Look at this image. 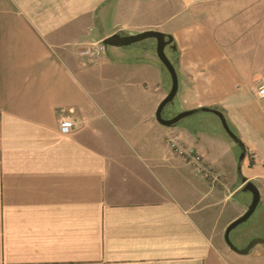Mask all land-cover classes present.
Here are the masks:
<instances>
[{
    "label": "crops",
    "instance_id": "1",
    "mask_svg": "<svg viewBox=\"0 0 264 264\" xmlns=\"http://www.w3.org/2000/svg\"><path fill=\"white\" fill-rule=\"evenodd\" d=\"M145 31L171 38L165 120L217 109L242 160L226 143L217 158L196 122L155 119L171 79L153 38L78 55ZM263 83L264 0H0V264H247L212 239L251 202L242 177L258 189L250 227L264 236ZM215 119H204L219 123L213 139ZM174 136L200 164L170 149Z\"/></svg>",
    "mask_w": 264,
    "mask_h": 264
},
{
    "label": "water",
    "instance_id": "2",
    "mask_svg": "<svg viewBox=\"0 0 264 264\" xmlns=\"http://www.w3.org/2000/svg\"><path fill=\"white\" fill-rule=\"evenodd\" d=\"M153 38L156 40V55L157 58L159 59V61L164 65V67L166 68V72L169 73L170 75V79H171V88L169 93L166 95V97H164V99L160 102L157 110L155 111V119L159 122L160 125L166 126V127H170L176 123H178L180 120L192 116L198 112H203L204 113H211L213 115L216 116V118L219 119V122L221 124L222 129L224 130V132L226 133V135L229 137V139L232 140V142L236 145L239 146V148L241 149V154L239 157V160H242L244 158L245 155V150L243 148V144L240 142V140L233 135L232 131L230 130V128L228 127L227 123L225 122L226 120L224 119L223 115L221 112L217 111V109H210V108H200V109H195V110H188V111H184L181 112L179 114H177L176 116H174L171 119L165 120L161 117V111H163V109L168 106L169 104L172 103L173 98L176 95L177 92V77H176V73L174 72V68L171 65L170 61L167 59L166 55H165V47L167 45H170L171 43V38L170 37H166L164 34L160 33V32H156V31H145L142 33H137V34H129L126 36H121L118 33L116 34H112L111 36L105 38L102 43L103 45L106 47H113V48H120V47H125L128 45H132L135 44L137 42H141L143 40L146 39H150ZM239 176L241 175V171H240V166H238L237 168ZM241 182L243 183V186L241 188V191L243 193H250L251 194V202L250 204L247 206V209L245 212H243V214L238 217L237 219H235L234 221H232L228 226H226V229L224 231V235H223V239L225 244L227 245V247L229 248V250H231L233 253H236L238 255H247L248 251H250L252 248H254L256 245H264V239L262 238H253L244 248L242 249H238L236 248L229 240V234L230 232L236 228L238 225H241L242 223L246 222L253 214V212L255 211L258 203H259V192L258 189L256 188V186L254 184H252L251 182H246V178L242 177L241 178Z\"/></svg>",
    "mask_w": 264,
    "mask_h": 264
},
{
    "label": "rangeland",
    "instance_id": "3",
    "mask_svg": "<svg viewBox=\"0 0 264 264\" xmlns=\"http://www.w3.org/2000/svg\"><path fill=\"white\" fill-rule=\"evenodd\" d=\"M151 39H146L145 41H148ZM155 40V39H154ZM156 41V40H155ZM151 42H153L151 40ZM166 54H169V51L166 49L165 50ZM166 72V71H165ZM173 104V102H172ZM169 104L168 106H166L163 111H161V117L163 119H167L168 117L171 116V114H176V108L174 105ZM179 114V113H177ZM174 117V116H173ZM215 115L211 114V113H197L194 114L192 116L186 117L184 119H182L179 123L180 125L182 124H186V123H192V122H196L198 123V125L200 126V128L206 132L204 137H201V140H204V142L206 140H210V143L212 144L211 146V150L213 152V154H215V156L217 158L220 159H226L228 157L227 154L233 153L236 155L237 159H239L240 154H241V149L239 148L238 145H234V147H232L233 149H230L229 144H231V139H229V137L226 135V133L224 132V130L221 127V135H223V137L221 136V138L217 137L215 139L213 138H209V134H213L215 132H217V134L219 133V123L217 122L216 124L214 123H210L207 120L204 119H211L212 121L216 122L215 119ZM204 120V121H203ZM221 125V124H220ZM209 133V134H207ZM216 135V134H214ZM202 143V142H201ZM226 143L227 145V150L229 151H224V148L222 147V144ZM203 144V143H202ZM171 149V148H170ZM184 163L187 164H192L189 160H186L184 158ZM229 207H226L225 213L227 212ZM242 206L238 207V211L236 212L237 215L240 214V212H242ZM235 210V203H232V212L233 214ZM253 217H250L246 222L242 223L241 225H238L236 228H234L230 234H229V240L230 242L238 249H241L243 247H245L251 240L252 238L258 237V238H262L264 239V236H260L258 234H254L255 232L253 231V229L250 227L252 221H253ZM223 233H224V228L218 227V229L215 230L214 232V236H213V241L215 244L220 245L221 247L225 248L224 245V241L223 239ZM226 246V245H225ZM228 248V247H227ZM258 250L264 249V245H257L255 247ZM254 249L252 251H249L247 255H241V257H239V255H237L236 253H231L232 257H239L242 258L243 260L246 261L247 264H264V252L261 254H254Z\"/></svg>",
    "mask_w": 264,
    "mask_h": 264
},
{
    "label": "built area",
    "instance_id": "4",
    "mask_svg": "<svg viewBox=\"0 0 264 264\" xmlns=\"http://www.w3.org/2000/svg\"><path fill=\"white\" fill-rule=\"evenodd\" d=\"M104 48L105 47L101 41L90 43V44H87L86 46L80 47L78 49V55L82 57L83 59L87 60L86 62L91 63V61L97 60L99 56L104 54L105 52ZM254 95H257L259 98H261L264 101V83L257 86V88L255 89ZM74 127H75V124L71 120L65 119L59 123L57 129L60 132V134L69 135L73 131ZM178 141H179V137L177 136H174L168 140V144L170 148L174 151V153L184 158L185 157L193 158L197 162V164H200V161L202 160L203 155L198 152L193 151L187 156L184 150H182V148H180V146L178 145ZM206 172H209L211 175H214L215 177H217L216 175L217 172H215L211 168H209L208 171Z\"/></svg>",
    "mask_w": 264,
    "mask_h": 264
}]
</instances>
